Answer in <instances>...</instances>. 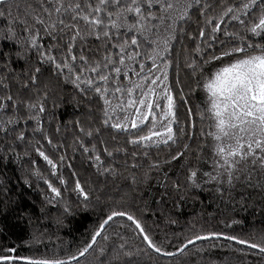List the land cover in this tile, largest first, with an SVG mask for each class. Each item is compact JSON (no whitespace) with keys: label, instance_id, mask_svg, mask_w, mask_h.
Here are the masks:
<instances>
[{"label":"snow or ice","instance_id":"6c2138e0","mask_svg":"<svg viewBox=\"0 0 264 264\" xmlns=\"http://www.w3.org/2000/svg\"><path fill=\"white\" fill-rule=\"evenodd\" d=\"M0 41L14 45L0 47V218L31 226L32 213L17 209L33 187L42 214L59 210L57 226L75 216L73 203L106 209L75 248H49L35 230L17 241L0 224V264H264V227L244 231L235 218L264 212V0H0ZM65 104L73 112L62 117ZM77 159L103 187L83 181ZM201 191L233 210L231 231L167 244L150 233L149 217Z\"/></svg>","mask_w":264,"mask_h":264},{"label":"trees","instance_id":"16d2710c","mask_svg":"<svg viewBox=\"0 0 264 264\" xmlns=\"http://www.w3.org/2000/svg\"><path fill=\"white\" fill-rule=\"evenodd\" d=\"M20 2L23 7L24 0H20ZM0 47L8 50L13 49L14 45L8 41H0ZM13 67L19 68L20 64H14ZM193 102L199 103V101L195 99ZM72 112L73 107L69 104H65V106L60 109V114L62 117H67ZM181 112L183 113V108L181 109ZM78 114L79 111H77V115ZM29 124H31V122H29ZM44 150L54 159H57V154L52 152L50 147L46 146ZM18 151H22V149H18ZM71 155V151L69 150V160L66 161V163L72 162ZM164 155V152L159 153V158L161 161H163ZM31 158L36 161L35 166L38 167L44 173V175H49L50 167L45 161L42 160V158L38 157L34 151L31 153ZM75 166L83 181L90 182L92 184V188L99 189L100 187H103V182L97 180V177L93 174L91 169L85 171L86 165H84L82 160L77 159L75 161ZM14 167L15 165H9L6 169H4L8 172L9 178L11 180L10 187L13 188V192L19 189V185L17 184L12 173V169ZM200 167L204 170H210L208 165L204 163H201ZM60 171L67 179L68 173L71 171V169H67L61 165ZM169 172L175 175H181L182 167L181 165H174L172 169H169ZM72 183L73 181L69 180L70 187L72 186ZM120 183L123 184V181ZM109 184H111V182H109ZM39 187L40 189H46V186H44L42 182L40 183ZM92 188H89V191H92ZM106 191L109 194L116 193V189L112 187H109L106 189ZM96 194L98 193L93 194V200H95ZM64 198L66 200L69 198L68 192L64 193ZM76 199V194L72 193L71 200L75 202ZM255 199L258 201L260 200V197L257 195L255 196ZM42 200L43 196L41 191L36 187L25 189V196L17 211L24 209L32 213L33 223L31 226L25 225L24 223H16L11 216L7 218H0V224H8L10 226L12 239H16L17 241H19L21 238L26 239L29 233L35 230L38 233L44 235V243L47 244L49 248L54 245L57 247H67L71 245L73 248H75V246L82 243V241L89 235L92 228L97 225L98 220L102 217V212L106 210L103 208V201L100 205L96 206L94 210L90 209L86 212L82 210V207L78 208L76 207V204L73 203L75 216L68 219L64 226H57L54 217L59 214V210L55 207H49L48 213L42 214L40 212ZM163 211L165 213L164 216H159L158 214L157 216L149 217L147 224L149 225L150 233L164 244H167L168 240H175L177 237L182 239L185 236H190L193 231H200L202 229L205 231H231V229L224 227V222L230 220V218H232L234 215L231 208L226 207L219 200L215 199V197L210 196L207 191H201L199 193V199L190 198L185 201L182 205V210L178 212L172 208L170 203L167 206H164ZM235 218H243L245 220V224L243 225L244 231H250L253 227H264V223H262V219H264V212H261L259 207L253 209L250 206L247 212L237 210L235 213ZM153 220H156L157 223L153 224ZM173 220L176 221V223H171ZM123 223L124 221L122 220L118 221V223L113 224L112 227L108 229V231L113 235H115V232L117 231H123V229L119 227V225ZM235 231L239 233L241 231L240 226H236ZM165 237H167V239H165ZM197 246L201 248L207 247L206 244H198ZM226 251L227 250L225 249L215 252V259H224V252ZM89 260H92V257H89ZM156 264H169V261L166 259L158 260L156 261ZM189 264H199V259L193 257V260L190 261Z\"/></svg>","mask_w":264,"mask_h":264}]
</instances>
